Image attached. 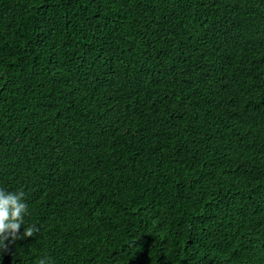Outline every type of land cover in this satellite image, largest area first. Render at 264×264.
Returning <instances> with one entry per match:
<instances>
[{"label":"trees","instance_id":"trees-1","mask_svg":"<svg viewBox=\"0 0 264 264\" xmlns=\"http://www.w3.org/2000/svg\"><path fill=\"white\" fill-rule=\"evenodd\" d=\"M0 187V264H264V0H0Z\"/></svg>","mask_w":264,"mask_h":264},{"label":"clouds","instance_id":"clouds-1","mask_svg":"<svg viewBox=\"0 0 264 264\" xmlns=\"http://www.w3.org/2000/svg\"><path fill=\"white\" fill-rule=\"evenodd\" d=\"M29 215V205L25 201L24 191H8L0 187V254H3L15 240L33 237L38 233V226L27 222L26 217ZM40 264H49V258L42 257Z\"/></svg>","mask_w":264,"mask_h":264}]
</instances>
